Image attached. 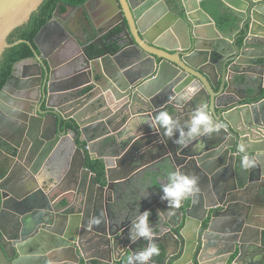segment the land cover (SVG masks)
I'll list each match as a JSON object with an SVG mask.
<instances>
[{"label": "water", "instance_id": "water-1", "mask_svg": "<svg viewBox=\"0 0 264 264\" xmlns=\"http://www.w3.org/2000/svg\"><path fill=\"white\" fill-rule=\"evenodd\" d=\"M93 1L60 2L33 42L9 43L44 0H0V58L33 50L0 91V264H124L148 244L129 238L145 210L160 255L133 264H264V0H106L89 12ZM201 104L222 127L187 146L150 127L168 110L187 132ZM87 156L103 161L104 184ZM148 168L161 180L125 202L122 185L143 186ZM176 169L198 189L179 207L161 200Z\"/></svg>", "mask_w": 264, "mask_h": 264}, {"label": "clouds", "instance_id": "clouds-1", "mask_svg": "<svg viewBox=\"0 0 264 264\" xmlns=\"http://www.w3.org/2000/svg\"><path fill=\"white\" fill-rule=\"evenodd\" d=\"M207 104H201L194 110L195 114L191 116L190 120L186 122L188 125L187 132L184 129L178 127V122L173 119V115L168 110L159 111L154 117L150 127L163 128L167 137L171 138L174 135V129L179 130V138L174 143L182 146H187L189 141L185 137H191L195 139L200 136L201 130L209 135L213 132L219 131L221 124L213 123V117L207 111ZM248 145L241 142L236 146V151L242 155L241 163L244 168H251L255 165V161L250 159L246 154ZM167 183L161 185L164 195L161 196V200H167L169 205L179 207L181 200L186 199L190 194L197 191V178L183 174L179 169L170 171L167 175ZM150 210H145L140 213L132 224L131 233L129 238L135 242L138 237H144L149 243L147 246L134 254H129L124 260V264H133L134 261L145 262L153 256L160 255V248L153 242V231L149 226ZM99 219H93L90 223L98 224Z\"/></svg>", "mask_w": 264, "mask_h": 264}, {"label": "trees", "instance_id": "trees-1", "mask_svg": "<svg viewBox=\"0 0 264 264\" xmlns=\"http://www.w3.org/2000/svg\"><path fill=\"white\" fill-rule=\"evenodd\" d=\"M88 0H44L37 11L33 12L28 22L14 29L8 37L9 43L24 39L33 42L39 30L53 18V14L60 2L70 5L81 6ZM69 11L68 6L62 5L59 12L65 15ZM216 13V11H214ZM33 55V50L27 42H21L5 50L0 58V91L3 89L8 78L12 74L14 64L24 58ZM3 148L14 151L6 143L1 144ZM86 164L96 174L98 182L104 184L106 180L105 165L101 159L91 160L87 156Z\"/></svg>", "mask_w": 264, "mask_h": 264}, {"label": "crops", "instance_id": "crops-1", "mask_svg": "<svg viewBox=\"0 0 264 264\" xmlns=\"http://www.w3.org/2000/svg\"><path fill=\"white\" fill-rule=\"evenodd\" d=\"M105 1L106 0H95L93 1L90 6H88V11L89 12H94V10H96L97 5L98 8L99 7H105ZM72 25L74 26V28L76 30H78V26L76 24V22L72 21ZM72 49L68 48V50ZM67 50V49H66ZM62 58V54L58 55L57 53L54 55V57L52 58L54 61L59 62ZM3 130H5V127H1ZM7 155L5 153H3L2 151H0V168H4L6 166L7 163ZM28 160L27 154L24 156L23 160H22V164H25ZM156 181V176H155V172L153 169H146V183L142 186L140 181L137 180H132L129 182H125L122 185V189L120 191V195L123 198V200L127 203H132L133 201H140V197H144L145 194L144 192L146 190H148L150 187L153 186V184ZM66 183V182H65ZM67 184V183H66ZM41 188L42 185L40 184ZM37 191V190H36ZM45 192H50V188H45L44 190ZM260 210L264 211V208H260ZM30 262V261H27ZM26 264H32V263H26Z\"/></svg>", "mask_w": 264, "mask_h": 264}, {"label": "flooded vegetation", "instance_id": "flooded-vegetation-1", "mask_svg": "<svg viewBox=\"0 0 264 264\" xmlns=\"http://www.w3.org/2000/svg\"><path fill=\"white\" fill-rule=\"evenodd\" d=\"M98 9H100V7L98 8V5H97L96 10H98ZM102 35H104V33H102ZM93 41H94V42H97V43H100V42H101L100 39H99V37H98V38H94ZM101 43H103V42H101ZM68 46H69V45H68ZM115 48L118 49L119 47H115ZM4 143H5V142H4ZM6 144H7V143H6ZM7 145H8V144H7ZM156 171H157V170H154L155 175L158 174V172H156ZM159 177H160V175H157V176H156V181H155V183L157 182V179H159V181L161 180ZM66 183H67V182H66ZM66 183L63 182L62 184H60V188H62V189L67 188V187H68V184H66ZM58 194H59V193H57L56 195H58ZM54 198H56V196H55ZM122 199H123V198H122ZM263 206H264V201H263L262 204H261V203L258 204V209L262 208ZM263 208H264V207H263ZM261 222H262V224L264 225V219H262ZM150 228L152 229V227H150ZM152 231H153V229H152ZM153 233H154V235H153V241H156V239H157L158 236H162V234H159V232L153 231ZM260 235H261V243L258 244V246H259V248H260L258 254L262 255V253H263V248H264V235H263L262 233H261ZM148 243H149V242H148ZM206 244L208 245V241H207ZM207 245H206V247H207ZM205 257H207V256H205ZM205 262H207V264H212L213 259L207 257L206 260H205Z\"/></svg>", "mask_w": 264, "mask_h": 264}]
</instances>
